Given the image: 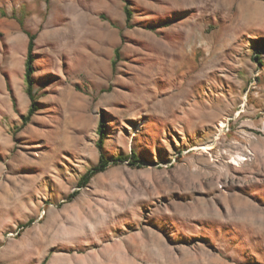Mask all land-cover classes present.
<instances>
[{
  "label": "rangeland",
  "instance_id": "1",
  "mask_svg": "<svg viewBox=\"0 0 264 264\" xmlns=\"http://www.w3.org/2000/svg\"><path fill=\"white\" fill-rule=\"evenodd\" d=\"M258 43L264 0H0V264H264L227 204L264 217ZM102 119L105 156L143 161L78 188Z\"/></svg>",
  "mask_w": 264,
  "mask_h": 264
},
{
  "label": "trees",
  "instance_id": "2",
  "mask_svg": "<svg viewBox=\"0 0 264 264\" xmlns=\"http://www.w3.org/2000/svg\"><path fill=\"white\" fill-rule=\"evenodd\" d=\"M124 13H125V20L129 21L131 19L132 12L127 5L124 6ZM27 35H28V42H27V55H26V59L24 62V78H25V82H26L25 92L28 95V98L30 99L31 104L28 107L26 115L20 116L22 121H24V122H26L29 119L30 115L33 113V111L35 109V100H34V95L32 92V81H31V75L33 72L32 50H33V45H34L35 34H31V33L27 32ZM255 48H256V52L252 57L257 63L261 64L262 61H261L260 55L264 51V43L256 44ZM116 52H117V49L115 50V53ZM106 133H107V126H106L104 120L102 119V120H100L98 127H97L98 139L96 141V147L99 151L98 160L93 166H91L89 169H87L80 176V178L78 179L77 184H76V186L78 188L86 186L89 183L90 179L94 175L104 171L114 161L129 160L128 161L129 165H137V166H138V164H136V163L143 161V158L140 157L139 155H137L135 152H131V154H129V155H118L114 158L106 157L105 154L103 153V144H104V141L106 138ZM73 195H75V194H72L70 196L73 197ZM30 221L31 220L28 219L21 226H27L30 223ZM47 259H48V255H46L38 264H45Z\"/></svg>",
  "mask_w": 264,
  "mask_h": 264
},
{
  "label": "bare ground",
  "instance_id": "3",
  "mask_svg": "<svg viewBox=\"0 0 264 264\" xmlns=\"http://www.w3.org/2000/svg\"><path fill=\"white\" fill-rule=\"evenodd\" d=\"M227 204L229 206H231V208L229 209V212H231L230 215L238 216L239 221L244 225V227H250L252 230L257 231L258 228H254L253 226H251L249 221H251V223L254 221H257V222H259L258 224H262V223L264 224V217H260V215H259L260 213L257 214V212L253 210V207H252L253 205L248 204L247 202L243 201L239 197L233 196V197L228 198ZM202 211L205 212L206 214L208 213V210H206V209L205 210L202 209ZM210 211L213 213L212 214L213 218H215V219L220 218L219 213L216 212L211 205H210ZM254 223H256V222H254ZM74 232L76 234V231H74Z\"/></svg>",
  "mask_w": 264,
  "mask_h": 264
},
{
  "label": "crops",
  "instance_id": "4",
  "mask_svg": "<svg viewBox=\"0 0 264 264\" xmlns=\"http://www.w3.org/2000/svg\"><path fill=\"white\" fill-rule=\"evenodd\" d=\"M1 95H2L3 97H4V95H7V97H9L8 94H6V92L3 93L2 91H0V96H1ZM2 96H1V97H2ZM27 96H28V95H27ZM8 110H10V104H9L8 107H6V108L4 107V108H1V109H0V116H1V114H2L4 111L8 112ZM19 113H20V115H23V113H21V112H19ZM0 167H1V165H0ZM9 242H10V241H8V243H9ZM5 245H6V244H5ZM2 249H3V248H0V252L2 251ZM45 264H47V261H46Z\"/></svg>",
  "mask_w": 264,
  "mask_h": 264
}]
</instances>
